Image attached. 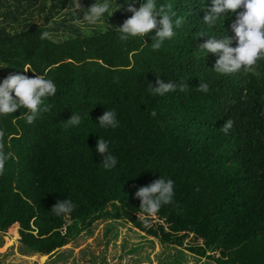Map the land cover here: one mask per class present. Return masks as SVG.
Wrapping results in <instances>:
<instances>
[{
    "label": "trees",
    "instance_id": "obj_1",
    "mask_svg": "<svg viewBox=\"0 0 264 264\" xmlns=\"http://www.w3.org/2000/svg\"><path fill=\"white\" fill-rule=\"evenodd\" d=\"M70 1L0 0V81L23 72L57 87L32 124L23 109L0 116V150L11 154L0 174V231L19 225L23 246L45 258L109 217L216 264H264V59L248 71L217 73L218 57L198 48L209 37L196 36H234L235 14L207 29L211 0H158L185 21L154 49L155 29L119 39L116 29L132 15L124 0L105 15L107 28L49 27ZM58 29L74 35L41 38ZM157 79L189 86L158 96L146 89ZM106 109L115 110L118 127L96 122ZM72 114L81 124L66 127ZM99 138L118 159L113 169L95 151ZM161 176L174 181L173 202L149 217L134 192ZM64 198L75 208L56 216L51 208Z\"/></svg>",
    "mask_w": 264,
    "mask_h": 264
},
{
    "label": "clouds",
    "instance_id": "obj_2",
    "mask_svg": "<svg viewBox=\"0 0 264 264\" xmlns=\"http://www.w3.org/2000/svg\"><path fill=\"white\" fill-rule=\"evenodd\" d=\"M138 0H124L127 11L132 13L131 17L125 20L122 26L116 31L119 32V39L127 41L130 38L145 37L155 29L151 37L152 47L159 49L165 41H171L176 35V29L182 27L185 17L177 16L171 5L158 6V0H144L137 9L135 4ZM124 5L118 4L117 0H96L94 4L85 9L81 0H73L72 12L75 16L73 23L86 22L88 25H97L103 21L105 15L108 18ZM113 7L116 10H111ZM242 9V10H241ZM83 13L82 18L78 11ZM241 10V11H238ZM235 14V20L231 24L234 36L219 35L209 36L200 32L199 37L209 38L198 48L202 55L207 53L215 54L218 59L215 62L214 71L220 74H231L244 69L248 71L259 60L264 59V0H211V7L207 9L203 17V24L207 29H213L220 23H225L229 14ZM159 17V19H157ZM52 25L49 24V27ZM49 33L44 31L41 38L48 37ZM236 46L233 47V41ZM3 68V66H0ZM36 74V73H34ZM159 77V76H158ZM184 82L156 80L155 86H149L151 93L164 96L170 92L179 90L184 92L188 88ZM197 89L201 92L208 91L207 83H199ZM57 93V87L51 79L45 75L38 74L29 77L23 72L9 74L0 81V116L13 114L17 109H23L24 119L32 124L46 110L43 106L45 98L52 97ZM155 115V112L152 113ZM82 117L72 114L66 120L67 126H78ZM102 128H116L119 126L115 110L106 109L96 121ZM230 124L225 127L227 132ZM95 151L102 156V164L105 169H113L118 164V159L109 150V141L99 138L95 145ZM10 153L0 150V174L3 173L5 163L10 158ZM174 181L161 176L146 186L138 187L134 192V198L139 199L140 208L149 217H155L162 206L171 204L174 198ZM75 205L67 198L57 201L51 208L56 216H67L73 212ZM144 226L148 227V220L145 219Z\"/></svg>",
    "mask_w": 264,
    "mask_h": 264
},
{
    "label": "rangeland",
    "instance_id": "obj_3",
    "mask_svg": "<svg viewBox=\"0 0 264 264\" xmlns=\"http://www.w3.org/2000/svg\"><path fill=\"white\" fill-rule=\"evenodd\" d=\"M95 2L96 0H81L85 9ZM72 8L73 0L66 9L54 16L50 24H73L82 33L111 25V21L105 17L95 26L86 22L73 23L75 16ZM114 9L115 7L111 10ZM77 11L82 18L83 13ZM36 20L42 22L44 15L37 16ZM49 34L55 39L74 35L69 30L62 29L52 30ZM155 222L157 220L154 218L153 223ZM18 230L19 225H16L6 232L0 231V264H216L182 247L162 243L158 238L135 228L130 222L109 217L99 218L88 224L78 236L45 258L39 253L27 251L20 241Z\"/></svg>",
    "mask_w": 264,
    "mask_h": 264
},
{
    "label": "bare ground",
    "instance_id": "obj_4",
    "mask_svg": "<svg viewBox=\"0 0 264 264\" xmlns=\"http://www.w3.org/2000/svg\"><path fill=\"white\" fill-rule=\"evenodd\" d=\"M14 226H15V225H14ZM14 226H13V227H14ZM13 227H12V228H13Z\"/></svg>",
    "mask_w": 264,
    "mask_h": 264
}]
</instances>
